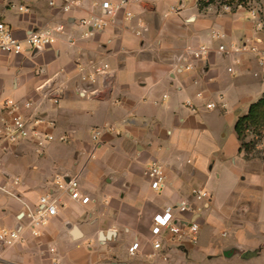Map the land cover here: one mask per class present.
Wrapping results in <instances>:
<instances>
[{
    "label": "crops",
    "instance_id": "1",
    "mask_svg": "<svg viewBox=\"0 0 264 264\" xmlns=\"http://www.w3.org/2000/svg\"><path fill=\"white\" fill-rule=\"evenodd\" d=\"M48 1L0 0V20L17 39L47 26L64 27L52 46L0 56V99L33 103L22 113L40 121L36 132L53 136L42 145L33 139L14 145L0 141V180L13 195L0 191V233L20 232L12 245L0 243V264H228L234 259L264 264V245L257 247L261 238L256 239L258 232L264 238V231L253 227L251 238L239 243L228 242L227 232L218 237L215 232L228 222L231 231L244 236L234 218L241 213L240 219L248 216L250 223L264 225V213L247 201L223 219L212 208L211 193L208 201L196 203L202 209L194 215L200 221L194 244L163 234L155 250L150 234L153 216L189 201L188 194L201 189L195 185H218L219 162L239 155L264 175V162L245 159L234 131L238 118L264 95V68L238 48L252 43L264 48V30L243 9L219 13L216 6L199 9L198 0H128L131 20L122 10L108 28L83 37L84 29L75 22L99 15L102 1L116 0H82L68 14L60 11L59 0L55 7ZM256 2L264 14V0ZM19 4L29 13H19ZM212 29L223 38L210 41ZM198 45L208 46L205 60L188 57L187 47ZM219 45L224 53L218 52ZM181 56L190 71L180 69ZM93 67L101 73L96 75ZM45 83L49 87L39 90ZM218 95L224 107L207 110L205 104L218 101ZM105 125H113L119 135H103L104 145L90 158L91 130ZM227 126L232 127L231 145L219 147ZM151 161L166 177L160 192L150 188L145 176ZM244 171L248 175L250 168ZM71 179L89 202L70 198L64 185ZM42 195L56 200L57 213L33 236L24 205L35 207ZM134 242L138 250L130 255Z\"/></svg>",
    "mask_w": 264,
    "mask_h": 264
},
{
    "label": "built area",
    "instance_id": "2",
    "mask_svg": "<svg viewBox=\"0 0 264 264\" xmlns=\"http://www.w3.org/2000/svg\"><path fill=\"white\" fill-rule=\"evenodd\" d=\"M61 2L60 11L63 14L70 13L75 7H77L82 0H59ZM257 0H247L245 3H238L237 1L231 2L230 0H198V5H202L203 9H207L212 6L218 8L219 13H231L238 9H243L247 12L249 19L255 20L257 28L264 30V14L261 13L258 7ZM48 5L55 7V0H49ZM128 0H116L102 1L99 4V15H91L86 18H80L75 23L78 27L84 29L83 37H89L93 33L101 32L114 23L117 14L120 11H124L125 19L131 20L133 15L126 10ZM11 7H14L11 5ZM19 13L28 14L29 7L19 4L17 6ZM63 25H55L53 27H45L40 30L31 31L24 39H17L11 30V28L3 21L0 20V56H19L26 52L40 51L46 47L54 45L56 42V35L63 32ZM140 33L137 32V35ZM207 37L210 41H219L223 38V35L215 29L208 32ZM257 43L244 44L238 50H246L253 54L260 67L264 68V48H258ZM208 46L198 45L196 47H187L188 57L192 60H205L208 55ZM225 49L223 45H219L218 52L224 53ZM180 69L190 71L192 69L191 64L187 63V59L184 56L180 57ZM184 62V63H183ZM103 65V69L106 68ZM94 73L100 74L101 70L97 67L92 68ZM82 72V70H81ZM228 72L232 73V69H228ZM84 79V78H83ZM87 80L94 82L92 76H88ZM48 83L39 87V90L47 88ZM201 97V94L197 95ZM45 97V96H43ZM56 103V101H54ZM220 105L224 107L222 95H218V101L207 102L205 108L207 110H214ZM186 106H191L190 102H186ZM33 108V103L26 101L18 103L14 100L0 99V141L5 144H17L27 139H33L38 145H42L43 141H52L53 136L42 134L35 131V126L40 121L32 120L30 117L25 116L22 111L30 110ZM112 133L119 135L113 125H105L102 127H96L91 130L90 138L92 142V150L90 158H93L94 151L99 149L103 144L102 136ZM264 138V137H262ZM61 142H65V139L60 138ZM145 176L147 177L150 188L154 192H160L165 187L166 177L163 173L162 167L157 161H151L146 167ZM13 184L18 183V179L12 180ZM62 187V186H59ZM64 188L70 192V198L75 201H80L82 204L89 202V198L82 196L78 190V184L75 179L67 181ZM0 191H3L9 195L11 192L5 189V185L0 180ZM13 196V195H12ZM210 195L207 191L201 189H193L190 193L189 201H180L177 204L167 207L163 212L155 214L152 218V227L150 230L151 244L153 249L158 250L162 246L161 235H166L171 240H185L190 244H194L198 238L199 224L196 220V216L202 209L198 207L196 203H204L208 201ZM25 207V219L27 220V229L33 236H38L41 232V228L47 223L48 219L56 215V200L51 195H42L38 198L35 207L24 205ZM182 214H188L187 219L180 218ZM20 232L17 230H2L0 233V243L4 245H12L19 240ZM138 243L134 242L128 249L130 255H134L138 250Z\"/></svg>",
    "mask_w": 264,
    "mask_h": 264
},
{
    "label": "rangeland",
    "instance_id": "3",
    "mask_svg": "<svg viewBox=\"0 0 264 264\" xmlns=\"http://www.w3.org/2000/svg\"><path fill=\"white\" fill-rule=\"evenodd\" d=\"M232 133V127L227 126L224 127L222 131V135H224V138H218L217 143L219 147H222V144H228L231 145L230 137ZM264 135L262 136H255L251 134V132H247L244 143L253 142L255 143L253 147L249 149L248 152L242 151L244 154L245 159L247 160H257L259 162H264ZM233 145V144H232ZM239 155H235L229 160L221 161L216 165L215 173L218 175L219 178L216 180V183L218 185H195L208 193H211L213 195V205L212 208L214 209V212L216 213V216L218 218H228L230 215L231 209L234 208V206L243 201H247L248 203H252L257 207V209L264 213V175H259L256 169L250 167L247 163L244 162V160L239 158ZM149 163L147 164V166ZM250 168L249 174L246 175L244 171V167ZM245 180H242L241 178H244ZM262 180V182H260ZM190 199V195L187 196ZM251 211V210H250ZM252 212H250V215ZM242 216V213H241ZM238 215H235V220L240 222V225H242V230L245 231V235L238 237V233L231 229V225L227 222L223 225L219 224L217 227L222 228V230L218 229L216 232V235L218 237V233H225L227 232V237L225 238L228 242H235L239 243L241 239H250L251 234H253L250 229L253 227H257L258 230L264 231V225L259 226L255 225L253 221L250 223L251 218L248 216H245L243 218L246 219H240ZM202 217V216H201ZM253 217V216H252ZM243 220V221H242ZM242 221V222H241ZM200 221H198L199 223ZM248 223V224H246ZM216 227V228H217ZM202 232L207 234V228L203 227ZM230 230V232H229ZM199 231H200V223H199ZM199 231H198V237H199ZM261 238V239H260ZM260 239V244L257 245V247H261L262 238L259 235V232L257 234V238ZM256 247V246H255ZM254 264H260L258 263V259H253ZM251 261V262H252ZM262 263H264V253H262V259L260 260ZM228 264H243L239 259H234Z\"/></svg>",
    "mask_w": 264,
    "mask_h": 264
},
{
    "label": "trees",
    "instance_id": "4",
    "mask_svg": "<svg viewBox=\"0 0 264 264\" xmlns=\"http://www.w3.org/2000/svg\"><path fill=\"white\" fill-rule=\"evenodd\" d=\"M231 2L237 1L238 3H245L247 0H230ZM199 9H203L202 5H198ZM234 131L240 142V150L248 152L255 143L252 141L244 143V139L247 132L255 136L264 135V95L261 98L251 104L248 108V112L245 116L239 117L235 123Z\"/></svg>",
    "mask_w": 264,
    "mask_h": 264
},
{
    "label": "water",
    "instance_id": "5",
    "mask_svg": "<svg viewBox=\"0 0 264 264\" xmlns=\"http://www.w3.org/2000/svg\"><path fill=\"white\" fill-rule=\"evenodd\" d=\"M113 264H115V263H113Z\"/></svg>",
    "mask_w": 264,
    "mask_h": 264
}]
</instances>
